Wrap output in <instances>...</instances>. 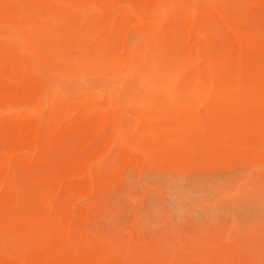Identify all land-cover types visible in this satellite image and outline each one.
Returning <instances> with one entry per match:
<instances>
[{
	"label": "rangeland",
	"instance_id": "rangeland-1",
	"mask_svg": "<svg viewBox=\"0 0 264 264\" xmlns=\"http://www.w3.org/2000/svg\"><path fill=\"white\" fill-rule=\"evenodd\" d=\"M0 26V264H264V0H0Z\"/></svg>",
	"mask_w": 264,
	"mask_h": 264
},
{
	"label": "bare ground",
	"instance_id": "bare-ground-1",
	"mask_svg": "<svg viewBox=\"0 0 264 264\" xmlns=\"http://www.w3.org/2000/svg\"><path fill=\"white\" fill-rule=\"evenodd\" d=\"M153 1H154V0H153ZM131 2H132V1H131ZM1 4H2V3H1ZM148 8H149V7H148ZM150 10H151V9H150ZM193 12H194V11H193ZM192 14H193V13H192ZM157 15H158V13H157ZM150 16H151V15H150ZM151 17H153V16H151ZM202 17H204V16L202 15ZM153 18H154V17H153ZM146 19H147V18H146ZM148 19H149V18H148ZM148 19H147V20H148ZM155 20H156V19H155ZM3 22H6V21H3ZM12 22H13V21H12ZM138 22H139V21H138ZM142 22H143V21H142ZM7 23H8V21H7ZM14 23H15V22H14ZM10 24H11V23H10ZM21 24H22V23H21ZM143 25H144V24H143ZM17 26H18V24H16V27H17ZM24 26H25V25H24ZM26 26H27V25H26ZM223 26H224V25H223ZM0 27H1V26H0ZM225 27H226V26H225ZM3 28H4V27H2V30H3ZM17 28H18V27H17ZM22 28H23V27H22ZM22 28H18V29H19V30H22ZM128 28H129V27H128ZM128 28H127V29H128ZM0 29H1V28H0ZM4 29H5V28H4ZM24 30H25V29H24ZM26 30H27V29H26ZM5 32H6V30H5ZM19 32H20V31H19ZM42 32H43V31H42ZM21 33H22V31H21ZM3 34H5V33H3ZM26 34H29V33H26ZM26 34H25V35H26ZM42 34H43V33H42ZM123 34H124V33H123ZM1 35H2V34H1ZM187 35H188V34H187ZM6 36L8 37V35H6ZM174 36H175V35H174ZM12 37H13V36H12ZM22 37H23V36H22ZM22 39H23V38H22ZM22 39H21V40H22ZM190 40H191V39H190ZM12 41H15V40H12ZM3 42L5 43V41H3ZM26 42H27V41H26ZM31 42H32V40H31ZM18 43H20V42L18 41ZM24 43H25V42H24ZM33 43L36 44V42H33ZM194 43H195V42H194ZM243 43H244V42H243ZM25 44H26V43H25ZM44 44H45V42H44ZM245 44H246V43H245ZM17 45H18V44H17ZM26 45H27V44H26ZM29 45H30V44H28V47H31V46H29ZM37 45H38V43H37ZM37 45H36L35 47H37ZM41 45H42V43H41ZM20 46H21V45H20ZM41 47H42V46H41ZM31 49L34 50L32 47H31ZM41 49H43V48H41ZM39 50H40V49H39ZM43 50H45V49H43ZM57 50H58V49H57ZM135 50H136V49H135ZM141 50H142V49H141ZM235 50H236V49H235ZM35 51H36V50H35ZM137 51H138V50H137ZM149 51H150V50H149ZM162 51H163V50H162ZM46 52H48V50H47ZM84 52H85V51H84ZM84 52H81V53H84ZM88 52H89V51H88ZM134 52H135V51H134ZM139 52H140V50H139ZM142 52L144 53L145 51H141L140 53H142ZM150 52H151V51H150ZM153 52H154V51H153ZM157 52H158V51H157ZM186 52H187V51H186ZM189 52H190V51H189ZM201 52H202V51H201ZM36 53H37V52H36ZM38 53H39V51H38ZM41 53H42V52H40L38 55H40ZM56 53H57V52H56ZM183 53H185V52H183ZM206 53H207V52H206ZM206 53H204V54H206ZM233 53H234V52H233ZM74 54H75V53H74ZM79 54H80V52H79ZM79 54H78L77 57H80V59H81L82 57L79 56ZM170 54H171V53L166 54V55H170ZM191 54H192V53H191ZM193 54H194V53H193ZM193 54H192V55H193ZM200 54H201V53H200ZM30 55H31V54H30ZM52 55H55V54L52 53ZM65 55H66V54H65ZM166 55H165V56H166ZM185 55H186V54H183V55H181V56H183V58H184ZM187 55H188V52H187ZM243 55H244V54H243ZM46 56H47V57H46V59H47V58H48V55H46ZM66 56H67V55H66ZM73 56H74V55H72V57H73ZM90 56H91V54H90ZM96 56L98 57V55H96ZM102 56H103V55H102ZM104 56H105V55H104ZM142 56H143V55H142ZM190 56H191V55H190ZM236 56H237V55H236ZM56 57H59L58 54L56 55ZM60 57H62V56H60ZM64 57H65V56H64ZM93 57H94V56H93ZM115 57H116V55H115ZM149 57H150V56H149ZM149 57H147V58H149ZM204 57H205V55H204ZM207 57H210V55H209V56L207 55ZM43 58H44V57H43ZM101 58H102V57H101ZM158 58H160V56L157 57V60H158ZM166 58H167V57H166ZM166 58H165V59H166ZM168 58H169V57H168ZM171 58H173V57H171ZM171 58H170V59H171ZM212 58H214V57H212ZM212 58H211V59H212ZM38 59H39V58H38ZM38 59H37V60H38ZM44 59H45V58H44ZM44 59H41V60L43 61ZM135 59H137V57H136ZM165 59H164V60H165ZM184 59H185V60H186V59L189 60V58H184ZM205 59H206V58H205ZM216 59H217V58H216ZM220 59H221V58H220ZM220 59L218 58L219 61L222 60V59H221V60H220ZM41 60H40V61H41ZM78 60H79V59H78ZM102 60H103V59H101L100 61H102ZM104 60H105V59H104ZM106 60H107V59H106ZM139 60H140V59H139ZM142 60H143V58H142ZM168 60H169V59H168ZM180 60H181V58H180ZM182 60H183V59H182ZM48 61H49V59H48ZM48 61H47V62H48ZM84 61H86V60H84ZM88 61H90V60H88ZM88 61H87V62H88ZM96 61H97V60H96ZM100 61H99L98 63H101ZM112 61H115V60H112ZM143 61H144V60H143ZM158 61H159V60H158ZM165 61H166V60H165ZM165 61H164V62H165ZM53 62H54V61H53ZM64 62H65V61H64ZM135 62H136V60H135ZM177 62H178V61H177ZM177 62H176V63H177ZM183 62H184V63H182V64H183V66H184L186 61H183ZM211 62H212V61H211ZM216 62L218 63V61H216ZM40 63H41V62H40ZM45 63H46V62H44V64H45ZM59 63L61 64L62 62H59ZM65 63H66V62H65ZM65 63H64V64H65ZM110 63H112V62L110 61ZM143 63H144V64H143ZM147 63H148V61H147ZM212 63L216 65L215 60H214V62H212ZM219 63H222V62H219ZM224 63H226V62H224ZM46 64H47V63H46ZM55 64H56V63H55ZM71 64H72V63H71ZM71 64H70V65H71ZM88 64H91V65H92V62H91V63H88ZM88 64H86V65H88ZM161 64H162V63H161ZM166 64H167V63H166ZM172 64H175V63H172ZM178 64H179V63H178ZM42 65H43V64H42ZM57 65H58V64H57ZM68 65H69V64H67V65H65V66L68 67ZM73 65H75V64H72V66H73ZM76 65H77V64H76ZM91 65H89L91 68H92V67H93V68H94V67L96 68V65H95V66H91ZM93 65H94V62H93ZM108 65H109V64H108ZM108 65H107V66H108ZM112 65H113V64H112ZM142 65H145V62H142ZM146 65H147V64H146ZM149 65H150V64H149ZM149 65H147V66H149ZM164 65H165V64H164ZM164 65H162V66H164ZM168 65H170V63H169ZM179 65L181 66V63H180ZM186 65H187V64H186ZM186 65H185V66H186ZM221 65L223 66V68H225L223 64H220L219 67H220ZM226 65H227V63H226ZM251 65H252V64H251ZM251 65H250V66H251ZM39 66H40V65H38V67H39ZM44 66H45V65H44ZM72 66H71V67H72ZM78 66H79V65H77L76 67H78ZM107 66H106V67H107ZM217 66H218V65H217ZM217 66H215V67H216V70L219 69V67L217 68ZM222 66H221V69H222ZM228 66H229V65H228ZM252 66H253V65H252ZM252 66H251V68H252ZM254 66H256V65H254ZM254 66H253L252 69H254ZM38 67H37V68H38ZM56 67H57V66H56ZM63 67H64V66H63ZM74 67H75V66H74ZM79 67H80V66H79ZM178 67H179L178 65H174V66H171V69L176 70ZM226 67H227V66H226ZM233 67H234V66H233ZM236 67H237V66H236ZM39 68H40V67H39ZM68 68L71 69L70 67H68ZM100 68H101V67H100ZM112 68H113V67H112ZM137 68H138V67H137ZM139 68H141V67H139ZM139 68H138V69H139ZM144 68H146V67H144ZM151 68H152V69H150V70L161 71V70H164L166 67L163 69V67H161V66L157 63L156 60H154V61H151ZM167 68H168V66H167ZM169 68H170V67H169ZM179 68L181 69V67H179ZM179 68H178V69H179ZM213 68H214V67H213ZM228 68H229V67H228ZM40 69H41V68H40ZM42 69H43V68H42ZM45 69H47L46 66H45ZM69 69H67V70H68V71H71V70H69ZM75 69H76V68H75ZM75 69L72 68V71H73V70L75 71ZM88 69H90V68H88ZM110 69H111V68H110ZM115 69H118V70H119L120 68H115ZM121 69H122V68H121ZM141 69H142V68H141ZM202 69H203V68H202ZM214 69H215V68H214ZM226 69H227V68H226ZM229 69H231V68H229ZM67 70H66V72H68ZM83 70H84V69H83ZM90 70H91V69H90ZM104 70H105V69H104ZM108 70H109V69H108ZM108 70H107V71H108ZM112 70L114 71V68H113ZM112 70H110V71H112ZM139 70H140V69H139ZM139 70H138V71H139ZM174 70H173V71H174ZM182 70H183V69H181V71H182ZM203 70L206 72L205 69H203ZM227 70H228V69H227ZM227 70H225V72H226ZM231 70H233V69H231ZM57 71H58V70H57ZM60 71H61V68H60ZM64 71H65V70H64ZM64 71H63V72H64ZM72 71H71V72H72ZM105 71H106V70H105ZM107 71H106V72H107ZM141 71H142V70H141ZM143 71H144V69H143ZM148 71H149V70H148ZM173 71H172V72L170 71L171 73L169 72L170 75H166L165 72L163 71V72H164V75H166V76H165L166 79H165L164 76H163V79L166 80V81H168V82L170 83V84H169L170 86H171V84H172V85H173V84H176V83H177V79H178L177 72H173ZM217 71H218V70H217ZM228 71H230V70H228ZM228 71H227V72H228ZM244 71H245V70H244ZM79 72H80V71H79ZM96 72H98V71H96ZM101 72L104 73V71H101ZM119 72H120V70H119ZM139 72H140V71H139ZM144 72H145V71H144ZM144 72H143V73H144ZM161 72H162V71H161ZM161 72H160L159 75H161V77H162V74H163V73H161ZM166 72H168V71H166ZM220 72H222V71H220ZM249 72H250V70H249ZM252 72H253V71H252ZM252 72H251V73H252ZM256 72H258V71L256 70V71H255V74H256ZM55 73H56V72H55ZM58 73H61V72H58ZM107 73H108V72H107ZM109 73H110V72H109ZM145 73H146V72H145ZM228 73H232V72L230 71V72H228ZM253 73H254V72H253ZM64 74H65V73H64ZM64 74H63V75H64ZM92 74H96V75H97V73H95V72H93ZM112 74H113V73L111 72L110 75H112ZM255 74H252V75L254 76ZM72 75H73V74H72ZM72 75H71V76H72ZM221 75H222V73H221ZM221 75H220V76H221ZM228 75H229V74H228ZM135 76H136V75H135ZM146 76H148V75H146ZM225 76H226V75H225ZM74 77H76V76H74ZM86 77H87V76H86ZM116 77H117V76H115V78H116ZM158 77H159V76H158ZM222 77H223V76H222ZM256 77H257V75H255L254 78H256ZM69 78H70V77H69ZM72 78H73V77H72ZM98 78H99V77H98ZM105 78H106V77H105ZM105 78H104V79H105ZM118 78H119V76H118ZM120 78H121V77H120ZM54 79H55V78H54ZM63 79H65V78H63ZM70 79H71V78H70ZM74 79H77V78H74ZM129 79H130V78H129ZM146 79H147V77H146ZM150 79H151V78H150ZM223 79H224V77H223ZM80 80H81V79H80ZM132 80H133V79H132ZM82 81H83V79H82ZM108 81H109V80H108ZM127 81H128V80H127ZM151 81H152V80H151ZM158 81H160V80H158ZM186 81L189 82L188 84H190V86H191V84H192V86H194V84L196 83L197 79H194L193 81H192V80H186ZM190 81H192V82H190ZM148 82H149V81H148ZM96 83H97V82H96ZM98 83H99V82H98ZM98 83H97V85H98ZM112 83H113V82H112ZM70 84H71V82H70ZM70 84H69V85H70ZM72 84H73V83H72ZM82 84H83V83H82ZM84 84H85V83H84ZM100 84H101V83H100ZM110 84H111V83H110ZM113 84H114V83H113ZM148 84H149V83H148ZM148 84H147V85H148ZM164 84H165V83H164ZM237 84H240V83L237 82ZM49 85H50V84H49ZM59 85H60V84H59ZM64 85H65V84H64ZM76 85H77V84H76ZM97 85H96V86H97ZM150 85H151V84H150ZM245 85H247V84H245ZM60 86H61V85H60ZM111 86H112V85H111ZM155 86H156V85H155ZM159 86H160V85H159ZM234 87H235V84H234V83H229V82H226V81L221 80V79L218 80V78L216 79L215 77H211V79L209 80V82H208L207 85L205 86V88L208 89L210 93H212L213 97H214V98H217V99H219L220 97L226 95V94L229 92V90H232ZM57 88H58V87H57ZM69 88H71V86H70ZM74 88H76V87H74ZM84 88H85V87H84ZM114 88H117V87L114 86ZM137 88H138V87H137ZM162 88H163V89H162L161 93H162L163 95H166V97L168 98L169 101H173L174 99H183V97H185V95H186L185 90H184V89L182 90L181 88H180V89H177V88L168 87V86H165V87L162 86ZM39 90H40V89H39ZM39 90H38V93L40 92ZM69 90H70V89H69ZM69 90H67V91H69ZM79 90H80V89H79ZM115 90H116V89H115ZM71 91H74V90L71 88ZM77 91H78V90H77ZM139 91H140V89H139ZM153 91H154V90H153ZM64 92H66V89H65ZM78 92H79V91H78ZM113 92H114V91H113ZM75 93H76V92H75ZM106 93H107V92H106ZM46 94H47V93H46ZM46 94H45V95H46ZM51 94L53 95V93H51ZM59 94H60V93H59ZM66 94H68L69 96L72 95V94H69V93H66ZM49 95H50V94H49ZM49 95H48V97H49ZM27 96H28V95H27ZM58 96H59V95H58ZM72 97H73V96H72ZM61 98L63 99L62 96H61ZM62 99H60V100H61V103L63 102ZM49 100H51V98H49ZM51 101H52V100H51ZM26 102H27V101H26ZM8 103H9V102H8ZM18 103H19V102H18ZM20 103H21V102H20ZM20 103H19V104H20ZM48 103H49V102H48ZM54 103H55V102H54ZM61 103H60V104H61ZM68 103H69V102H68ZM68 103H67V104L65 103L66 105H64V106H67ZM10 104H11V102H10ZM15 104H16V103H15ZM19 104H18V105H19ZM27 104H28V103H27ZM60 104H59V105H60ZM74 104H75V103H74ZM108 104H109V103H108ZM129 104H130V103H129ZM16 105H17V104H16ZM18 105H17V106H18ZM21 105H23V104H21ZM76 105H77V104H76ZM78 105H79V104H78ZM112 105H113V104H112ZM3 106H5V104H4ZM3 106H2V108H3ZM6 106H7V104H6ZM13 106H14V105H13ZM54 106H55V105H54ZM61 106H62V105H61ZM73 106H74V105H73ZM215 106H217V105H215ZM15 107H16V106H15ZM68 107H71V106L68 105ZM74 107H75V106H74ZM55 108H56V107H55ZM58 108H59V106H58ZM4 109H5V111H6V107H4ZM53 109H54V108H53ZM60 109H62V108L60 107L58 110H60ZM230 109H231V108H230ZM0 111H1V110H0ZM50 111H51V110H50ZM50 111H49V112H50ZM53 111H54V110H53ZM53 111H52V114H53ZM220 111H221V110H220ZM47 112H48V111H47ZM47 112H46V113H47ZM94 112H95V111H94ZM97 112H98V111H97ZM111 112H112V111H111ZM230 112H233V110H231ZM230 112H229V113H230ZM235 112H236V111H235ZM235 112H234V113H235ZM7 113H8V112H7ZM40 113H42V111H41ZM155 113H156V112H155ZM164 113H165V112H164ZM164 113H161V114L164 115ZM50 114H51V113H50ZM95 114H96V113H95ZM56 115H57V114H56ZM56 115H54L53 118H56V117H55ZM111 115H112V114H111ZM149 115H150V114H149ZM240 115H241V114H240ZM47 116H48V115H46V117H47ZM126 116H127V115H126ZM74 117H75V116H74ZM80 117H81V116H80ZM91 117H93V116H91ZM98 117H99V115H98ZM98 117H96V118H98ZM160 117H161V115H160ZM47 118H48V117H47ZM47 118H46V119H47ZM82 118H83V117H82ZM99 118H100V117H99ZM112 118H113V116H112ZM94 119H95V117H94ZM146 119H147V118H146ZM48 120H49V119H48ZM50 120H52V118H50ZM87 120H88V119H87ZM143 120H144V119H143ZM147 120H148V119H147ZM112 121H114V120H112ZM124 122H125V121H124ZM127 122H128V120H127ZM110 123H111V121H110ZM121 123H122V122H121ZM125 123H126V122H125ZM14 124H16V123H14ZM114 127H115V126H114ZM237 128H238V127H237ZM22 146H23V145H22ZM131 149H132V148H131ZM93 179H94V178H93ZM7 180H8V179H7ZM1 183H2V182H1ZM6 183H8V181H7ZM13 184H14V183H13ZM13 186H14V185H13ZM11 188H12V187H11ZM15 188H16V187H15ZM12 189H13V188H12ZM16 189H17V188H16ZM4 190H5V189H4ZM13 191H16V190L13 189ZM15 194H16V192H15ZM25 196H26V195H25ZM0 197H1V196H0ZM18 198H19V197H18ZM20 203H22V202H20ZM15 207H16V206H15ZM3 208H4V207H3ZM8 214H9V213H8ZM11 214H12V213H11Z\"/></svg>",
	"mask_w": 264,
	"mask_h": 264
}]
</instances>
